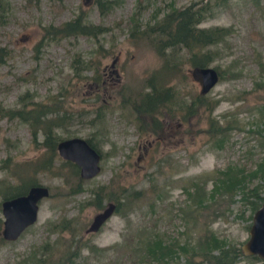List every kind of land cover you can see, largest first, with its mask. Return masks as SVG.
I'll return each mask as SVG.
<instances>
[{
	"label": "rangeland",
	"instance_id": "obj_1",
	"mask_svg": "<svg viewBox=\"0 0 264 264\" xmlns=\"http://www.w3.org/2000/svg\"><path fill=\"white\" fill-rule=\"evenodd\" d=\"M110 1V8L101 13L96 0H2L0 46L8 54L0 65V202L8 185L24 180L46 186L49 195L39 201L35 223L14 241H0V264H28L46 243L64 247L74 240L80 247H92H82L77 261L81 264H144L131 250L143 228L164 239L184 238L181 233L187 228L178 211L187 204L183 187L196 180L211 191L218 171L233 166L247 171L264 157V118L259 116L264 85H255L264 82V0H227L199 24L229 29L216 47V59L208 64L217 70L218 82L203 94L217 102L211 115L219 124L230 118L236 126L221 145L210 139L204 111L184 120L189 101L201 95L200 79L186 64L165 82L177 93V105L170 101L160 109L152 128L125 104L129 96L148 90L147 78L162 64L147 41L131 36V17L143 27L171 6L182 8L200 0ZM80 13H85L86 22L107 31L96 38L53 40L45 34V27ZM77 59L90 60V67L77 71ZM34 104L57 105V116L70 114L53 128L55 138L90 139L101 155L99 174L83 180L75 194L68 193L77 179L66 160L57 152L49 158L42 133L33 141L26 122L8 117L9 110ZM153 183L161 188L154 203ZM257 184L264 197V176L244 186ZM99 185L116 192L137 190L143 197L113 211L96 232L85 233L92 217L110 202L104 199L100 208L89 204ZM242 191L238 188L232 199L217 195L200 221L201 229L210 228L239 247L248 237L252 217ZM69 220L71 229L63 228ZM262 262L247 257L234 264Z\"/></svg>",
	"mask_w": 264,
	"mask_h": 264
},
{
	"label": "trees",
	"instance_id": "obj_2",
	"mask_svg": "<svg viewBox=\"0 0 264 264\" xmlns=\"http://www.w3.org/2000/svg\"><path fill=\"white\" fill-rule=\"evenodd\" d=\"M226 1L200 0L191 2L182 8L171 6L152 24H146L143 27L135 20L134 15L131 17V36L147 41L162 61L160 69L147 78L145 89L148 88V90L132 96V98L129 96L125 103L133 107V110L143 117L144 126L150 122L152 128L154 125L153 117L159 115L160 109L166 108L168 102L172 101V105H177L173 102L178 101L176 99L177 93L170 84L165 83L170 74H176L184 64L192 68L193 74H196L198 68L208 66L210 62L216 59V47L227 36L229 29L221 26L204 28L199 24L211 17L215 8L223 5ZM96 3L101 13L106 12L111 6L110 0H96ZM1 12L2 0H0V18ZM45 31V34L53 40L79 35L96 38L105 33L107 28L86 22L85 13H80L72 20L60 25L45 27ZM7 54V50L0 46V65L5 62ZM76 61L79 63L76 68L77 71L90 67V60L82 62L77 59ZM255 85H264V82H255ZM60 102L62 103V101ZM211 102L205 99L203 94L198 95L197 98H192L189 101L188 111L183 116L185 120L187 117L197 114L199 110L204 111V115L208 119L207 132H209L210 139L218 142L217 145H221L226 141L227 133L236 126L230 118H227L225 125L219 124L211 115L217 102ZM34 105L29 109L24 107L12 109L7 114L8 117L19 118L28 124L33 141L41 132L43 135L41 144L45 146L49 158H51L56 153L55 146L59 141L58 138H55L52 130L55 126L62 124V119L65 116L70 119V114L65 113V115L63 113L57 116L56 112H59L57 105L52 107L44 104ZM178 106L182 108L185 105L179 103ZM259 116L264 118V103L260 106ZM86 141L97 150L96 145L90 139H86ZM48 163L49 161L44 166L45 169H49ZM64 163L67 164L70 172L77 179V182L68 189L69 194H75L81 189L80 185L83 179L79 177L78 167L74 163L70 161ZM217 175L211 191L206 192L203 185L196 180L191 181L188 187H183L188 195L187 204L184 208L179 207L178 211L183 225L187 228L184 233H181L184 238L164 239L157 232L143 228L138 232L136 240L133 242L131 249L133 257L144 264H177V262L180 264V261L182 264H234L241 258L247 257L260 261L261 259L255 255L243 254L242 244L240 247L236 246L228 240L218 237L210 228L201 229L200 221L204 218L203 214L206 209L210 208V203L215 202L214 198L217 195H226L232 199L238 188L244 192L245 203L248 204L251 217L252 213L260 206L263 195H260L259 192L260 184L247 189L244 183L246 184L247 181L255 178L263 179L264 157L255 164L253 169L246 171L233 166L225 171H218ZM33 185H38V183L24 180L20 185H8L2 193V200L21 195ZM151 191V195H154L151 201L154 203L161 197V188L153 183ZM92 192L93 199L89 202L90 205L100 208L102 201L106 199L115 204V212L121 210L125 205H132L136 200L143 197V192L137 190L130 191L121 188L116 192L112 189L109 190V187L105 185H99ZM208 199L211 200L207 203ZM69 222L70 220L65 223L63 228H70L71 223ZM1 227L2 220L0 218ZM2 240L4 239L0 238V241ZM83 246L91 247V245L86 244ZM83 246L80 247L77 240L67 243L64 247L58 242L46 243L42 247L41 253L31 257L28 264H81L77 261Z\"/></svg>",
	"mask_w": 264,
	"mask_h": 264
},
{
	"label": "water",
	"instance_id": "obj_3",
	"mask_svg": "<svg viewBox=\"0 0 264 264\" xmlns=\"http://www.w3.org/2000/svg\"><path fill=\"white\" fill-rule=\"evenodd\" d=\"M200 79V93L206 94L219 79L217 70L212 66L198 68L196 71ZM56 150L60 158L74 163L78 167L79 177L88 180L100 172V153L84 138L70 137L57 142ZM49 195L48 188L38 184L28 188L26 193L4 199L0 202L2 221V238L14 241L37 219L39 201ZM115 209L113 202L97 212L91 219L85 233L96 232L112 215ZM242 253L255 255L264 264V197L260 206L253 212L248 230V237L241 245Z\"/></svg>",
	"mask_w": 264,
	"mask_h": 264
},
{
	"label": "flooded vegetation",
	"instance_id": "obj_4",
	"mask_svg": "<svg viewBox=\"0 0 264 264\" xmlns=\"http://www.w3.org/2000/svg\"><path fill=\"white\" fill-rule=\"evenodd\" d=\"M57 145V144H56ZM56 147V146H55ZM56 152H57V150H56ZM58 154V153H57ZM26 193V192H25ZM24 194V193H23ZM1 212V211H0ZM1 220L3 221V218H1ZM1 231H2V227H1ZM2 236V235H1Z\"/></svg>",
	"mask_w": 264,
	"mask_h": 264
}]
</instances>
